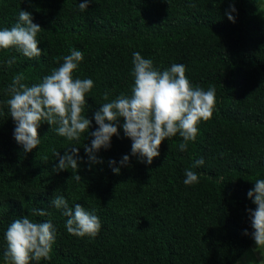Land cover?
Masks as SVG:
<instances>
[{
	"label": "trees",
	"instance_id": "trees-1",
	"mask_svg": "<svg viewBox=\"0 0 264 264\" xmlns=\"http://www.w3.org/2000/svg\"><path fill=\"white\" fill-rule=\"evenodd\" d=\"M80 2L0 0V30L14 26L21 10L31 12L45 52L27 58L15 48L0 50V264L7 227L38 208L50 216L30 219H51L56 228L51 259L39 264H237L255 243L244 234L253 231L247 210L256 208L247 193L264 179V0H92L84 12ZM233 2L235 23L225 14ZM73 48L84 54L74 77L94 82L83 112L90 132L105 92L109 101L131 95L134 51L161 71L185 65L194 87H215L213 115L199 123L187 151H179L177 134L162 142L151 165L131 156L122 127L111 148L97 153L103 164L88 162L83 146L90 135L68 141L47 123L38 129V148L26 153L14 139L6 88L18 73L29 86L41 82ZM73 145L80 151L79 183L72 169L52 171L55 153ZM124 155L130 165L116 175L108 161L119 166ZM198 159L204 164L192 168ZM186 169L198 173L197 184L183 183ZM55 194L94 211L99 234H69L67 217L51 207Z\"/></svg>",
	"mask_w": 264,
	"mask_h": 264
},
{
	"label": "clouds",
	"instance_id": "clouds-1",
	"mask_svg": "<svg viewBox=\"0 0 264 264\" xmlns=\"http://www.w3.org/2000/svg\"><path fill=\"white\" fill-rule=\"evenodd\" d=\"M91 3L92 0H81L79 11L84 12ZM189 6L195 7L194 4ZM236 12L233 2L225 13L232 23L236 22L233 15ZM33 19L31 12L21 10L14 26L0 30V50L15 48L27 58L45 54L37 39L43 29ZM132 56L134 85L131 95L122 93L109 101L108 93L105 92L103 99L107 102L95 111L93 118L97 127L91 132L92 120L85 117L83 112L87 105L86 94L92 91L94 82L90 78L74 77L84 60L80 50L71 49L58 68L31 86L25 83L23 73L15 74L6 88L9 98L3 103L9 110L8 115L15 121L14 139L24 152L30 153L38 148L41 141L38 129L43 123L50 125L51 131L68 141L78 143L82 135H90V146H83L90 165L104 163L97 153L101 149L111 148L112 138L119 136L121 127L124 135L132 141L131 156L137 157L140 163L151 165L160 155L162 142L177 134L183 140L178 146L179 151H187L188 143L197 139L199 123L209 120L213 115L215 87L207 90L200 86L194 87L186 76V66L183 64H172L161 71L154 67L152 59H145L140 52L134 51ZM15 59L12 57L5 63L10 67ZM121 119L124 121L122 124ZM55 157L57 163L52 171L59 173L72 169L76 174L71 179L79 183L82 179L78 174L81 159L79 147L71 146L64 155L56 152ZM130 160L129 155H124L119 166L115 160H109L108 165L114 174L119 175L123 167L130 165ZM203 164L204 160L198 159L192 168H199ZM198 182V173L186 169L183 183L192 186ZM254 185L247 193L256 205L255 210H247L253 231L249 233L245 230L244 234L250 236L256 245L253 252L258 254L259 259L253 264H264V179H257ZM50 204L67 217L65 227L69 234L81 238H95L99 234L102 224L94 211L80 203L70 206L68 200L58 194L54 195ZM30 215L44 217L50 216V213L38 208ZM30 215L16 218L7 227L4 264H33V261L39 264L41 260L51 259L56 228L51 219L38 222L30 219Z\"/></svg>",
	"mask_w": 264,
	"mask_h": 264
},
{
	"label": "rangeland",
	"instance_id": "rangeland-1",
	"mask_svg": "<svg viewBox=\"0 0 264 264\" xmlns=\"http://www.w3.org/2000/svg\"><path fill=\"white\" fill-rule=\"evenodd\" d=\"M256 247L255 243L244 253V255L238 260L237 264H253L258 261V254L253 252Z\"/></svg>",
	"mask_w": 264,
	"mask_h": 264
}]
</instances>
